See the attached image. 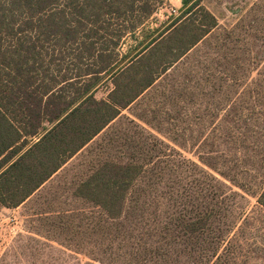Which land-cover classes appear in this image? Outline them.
I'll return each mask as SVG.
<instances>
[{"label": "trees", "instance_id": "trees-1", "mask_svg": "<svg viewBox=\"0 0 264 264\" xmlns=\"http://www.w3.org/2000/svg\"><path fill=\"white\" fill-rule=\"evenodd\" d=\"M164 2L0 0V205H22L85 148L100 149L73 186L92 208L38 214L60 247L29 237L20 248L33 264L263 256L248 244L253 218L238 199L254 196L264 214V30L242 17L222 26L204 0H186L179 16L149 28ZM203 45L205 58L184 77L194 94L156 105L174 111L123 114ZM46 249L58 256L42 257Z\"/></svg>", "mask_w": 264, "mask_h": 264}, {"label": "rangeland", "instance_id": "rangeland-1", "mask_svg": "<svg viewBox=\"0 0 264 264\" xmlns=\"http://www.w3.org/2000/svg\"><path fill=\"white\" fill-rule=\"evenodd\" d=\"M185 2L186 0H165L159 13L150 20L147 26L152 29L169 20L171 16H179ZM204 5L219 18L222 26H234L242 17L245 22L247 20L249 22L252 19H258L257 23H259V28L262 31L264 30V0H204ZM250 40H248V45H251ZM127 48L128 46L121 49V53L124 54L127 52ZM207 51V45H203L198 54L197 52L191 53L188 60L172 73L173 75L170 77V81H161L156 89L146 95V98L141 101L139 106H132L130 109L124 111L123 114L132 117L133 114L145 113L150 109L152 110V108L153 110L160 109L165 112L174 111L175 108L171 103L167 104V106L156 105L173 101L179 94L182 95L186 88L190 94H194L197 91L195 83L184 82V77L186 74L194 75L196 73L197 60H203ZM173 85L175 88L171 87ZM112 86V82H107L102 85L95 94L96 98H107L108 90ZM175 101L177 102V100ZM182 102H180V106L184 105V102ZM187 111L189 114H192L196 111V107L190 106ZM121 123L120 121L117 122L119 128L120 126L125 128L130 127L127 121ZM100 140L96 139L95 143ZM91 147L81 151L59 175L45 183L22 205L15 208L0 205V264H33L32 259L29 256L26 257L23 255L20 248V246L27 244L29 237H34L42 242H48L55 247H60L59 244L50 240L52 237L49 235L46 225L38 221V214H41V212L54 213L55 211H69L72 209L82 213L92 208L73 195L74 183H78L88 174L89 168L86 162L95 158L96 154L100 151L99 147H96L94 150ZM185 155L193 158L192 154ZM252 181L253 191H256L260 185V179L255 180L257 182ZM245 197L246 199H238V208H247L249 212L251 211V217L253 218L248 225L250 229L252 228L251 231H248V244L258 242L262 248L264 247V214L262 216L260 215L259 211L261 207L257 205V199L254 196L245 195ZM59 238L60 241H67L65 236H60ZM13 247H18L17 254L19 256L11 250ZM70 253L71 251L67 250V254ZM50 254L54 257L58 256L57 252H52L49 249H46L41 256L47 259L50 258ZM262 255L264 256V254ZM263 256L258 261H255L258 264H264ZM79 257L84 262L88 261L85 256L80 255ZM242 257L244 260L245 256L243 255ZM254 259L251 258V260Z\"/></svg>", "mask_w": 264, "mask_h": 264}, {"label": "crops", "instance_id": "crops-1", "mask_svg": "<svg viewBox=\"0 0 264 264\" xmlns=\"http://www.w3.org/2000/svg\"><path fill=\"white\" fill-rule=\"evenodd\" d=\"M182 7H183V6H182ZM76 157H77V155H76L74 158H76ZM74 158H73V159H74ZM73 159H72V160H73ZM72 160H71V161H72ZM71 161H69V162H68V163H67V164H66V165H65V166H64V167H63V168L57 173V174L59 175V173H60L62 170H64L65 167H66ZM56 176H57V175L53 176L51 179H53V178L56 177Z\"/></svg>", "mask_w": 264, "mask_h": 264}]
</instances>
